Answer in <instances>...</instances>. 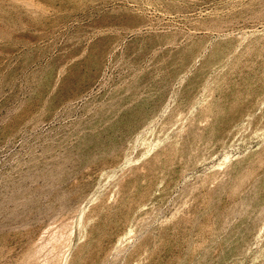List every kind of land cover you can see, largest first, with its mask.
<instances>
[{"label": "rangeland", "instance_id": "obj_1", "mask_svg": "<svg viewBox=\"0 0 264 264\" xmlns=\"http://www.w3.org/2000/svg\"><path fill=\"white\" fill-rule=\"evenodd\" d=\"M263 159L264 0H0V264H264Z\"/></svg>", "mask_w": 264, "mask_h": 264}, {"label": "bare ground", "instance_id": "obj_2", "mask_svg": "<svg viewBox=\"0 0 264 264\" xmlns=\"http://www.w3.org/2000/svg\"><path fill=\"white\" fill-rule=\"evenodd\" d=\"M189 145L191 146L192 144H189ZM192 146H193V145H192ZM195 146H196V145H195ZM196 147H197V146H196ZM186 148H187V147H186ZM191 149H192V148H191ZM181 150H182V149H181ZM181 150H180V151H181ZM191 151H192V150H191ZM177 152H178V150H177ZM204 152H205V151H204ZM197 153H198V152H197ZM173 154H175V153H173ZM207 154H208V153H207ZM171 155H172V154H171ZM166 156H167V157H166ZM163 157H164V156H163ZM168 157H169L168 154H166V155H165V158H168ZM174 157H176V155H175ZM202 157H203V156H202ZM262 157H263V156H262ZM157 158H158V157H157ZM160 158H162V157H160ZM170 158H171V157H170ZM177 158H178V157H177ZM177 158H176V159H177ZM179 158H180V157H179ZM181 158H182V157H181ZM198 158H199V157H198ZM168 159H169V158H168ZM155 160H156V159H155ZM263 160H264V159H263ZM157 162H158V161H157ZM166 162H167V160H166ZM164 164H165V163H164ZM166 164H168V163H166ZM166 164H165V165H166ZM134 174H135V173H134ZM244 176H245V175H244ZM246 176H249V174H247ZM242 177H243V176H242ZM249 177H250V176H249ZM243 178H245V177H243ZM246 178H247V177H246ZM246 178H245V179H246ZM230 179H231V178H230ZM236 179H237V178H236ZM247 179H248V178H247ZM237 180H238V179H237ZM240 180H241V179H240ZM232 181H233V180H232ZM242 181H244V180H242ZM233 182H234V181H233ZM240 182H241V181H240ZM240 182H239V183H240ZM258 182H259V181H258ZM229 183H230V182H229ZM235 183H236V182H235ZM244 183H245V182H244ZM244 183H243V184H244ZM225 184H226V182H225ZM236 184H237V183H236ZM255 184H256V183H255ZM227 185H228V184H227ZM127 186H128V185H127ZM225 186H226V185H225ZM233 186L235 187V185H233ZM239 186H240V185H239ZM230 188H231V186H230ZM235 188H236V190L238 189L237 187H235ZM240 188H241V187H240ZM225 189H226V188H225ZM233 189H234V188H233ZM223 190H224V189H223ZM239 190H240V189H239ZM219 191H220V190H219ZM255 191H256V190H255ZM121 193H122V192H121ZM123 193H124V192H123ZM233 193H234V191H233ZM238 193H239V192H238ZM250 193H251V192H250ZM256 194H257V193H256ZM119 195H120V194H119ZM124 195L128 196V193H126V194L124 193ZM235 195H236V191H235ZM254 195H255V194H254ZM116 197H117V196H116ZM123 197H124V196H123ZM117 198H118V197H117ZM126 198H127V197H125L124 199L126 200ZM252 198H253V197H252ZM119 199H121V198H119ZM125 200H123V204L125 203ZM251 202H252V201H251ZM121 204H122V203H121ZM249 206H250V205H249ZM248 208H250V207H248ZM245 212H246V211H245ZM231 213H232V212H231ZM231 213H230V214H231ZM253 215H254V213H253ZM228 216H229V215H228ZM249 217H250V216H249ZM226 218H227V217H226ZM95 226H96V225H95ZM93 228H94V227H93ZM217 237H218V236H217ZM88 239H89V238H88ZM90 239H91V238H90ZM86 247H87V245H86ZM86 247H85V248H86ZM32 249H33V248H32ZM81 249H82V248H81ZM87 249H88V248H87ZM27 250H28V249H27ZM28 252H30V251L28 250ZM37 252H38V251H37ZM88 252H89V251H88ZM31 253H32V252H31ZM82 253H83V252H81V254H82ZM90 253H91V252H90ZM93 253H94V252H93ZM27 254H29V256H30V253H27ZM40 254H41V251H40ZM36 255H38V253H37ZM36 255H35V256H36ZM26 256L29 257L28 255L25 254V257H26ZM32 256H33V255H31V257H32ZM86 256H87V255H86ZM88 256H89V255H88ZM23 257H24V255H23ZM25 257H24V258H25ZM27 257H26V258H27ZM39 257H40V256H39ZM77 257H78V256H77ZM96 257H97V255H96ZM26 258H25V259H26ZM34 258H35V257H34ZM98 258H99V257H98ZM22 259H23V258H22ZM29 259H30V258H29ZM32 259H33V257H32ZM39 259H40V258H39ZM86 259H89V258H86ZM90 259H91V258H90ZM94 259H95V258H94ZM94 259H93V260H94ZM99 259H100V258H99ZM23 260H24V259H23ZM23 260H22V261H23ZM30 260H31V259H30ZM79 260H80V259H79ZM82 260H84V259H82ZM82 260H81V261H82ZM25 261H26V260H25ZM27 261H28V260H27ZM38 261H39V260H38ZM75 261H76V260H75ZM95 261H96V260H95ZM28 262H31V261H28ZM33 262H34V260H33ZM33 262H32V264H33ZM191 262H192V261H191ZM19 263H20V262H19ZM36 263H37V262H36ZM72 263H74V262H72ZM85 263H86V261H85ZM92 263H93V262H92ZM95 263H97V262H95ZM180 263H181V262H180ZM183 263H185V262H183ZM183 263H182V264H183ZM22 264H23V263H22ZM30 264H31V263H30ZM81 264H82V263H81ZM87 264H89V263H87ZM189 264H190V263H189Z\"/></svg>", "mask_w": 264, "mask_h": 264}]
</instances>
